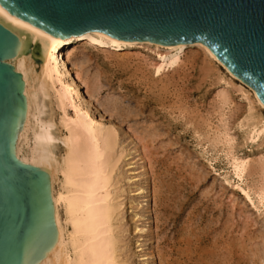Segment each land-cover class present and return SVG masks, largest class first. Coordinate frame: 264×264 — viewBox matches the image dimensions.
<instances>
[{"label":"rangeland","instance_id":"obj_1","mask_svg":"<svg viewBox=\"0 0 264 264\" xmlns=\"http://www.w3.org/2000/svg\"><path fill=\"white\" fill-rule=\"evenodd\" d=\"M202 52L190 47L161 72L155 70L160 51L146 45L105 52L82 44L72 55V65L83 71L84 104L116 134L115 149L121 154L117 194L126 225L121 235L127 239L122 254L129 264H264V221L237 187L260 184V172L256 169L238 181L215 142L227 118L237 154L251 162L264 158V136L246 140L240 127L252 114L264 116V110L252 102L248 87ZM222 93L230 98L226 104ZM53 108L64 139L62 113Z\"/></svg>","mask_w":264,"mask_h":264},{"label":"bare ground","instance_id":"obj_2","mask_svg":"<svg viewBox=\"0 0 264 264\" xmlns=\"http://www.w3.org/2000/svg\"><path fill=\"white\" fill-rule=\"evenodd\" d=\"M0 21L11 28L21 39V46L16 57L10 60V63L23 76L27 101L26 116L23 129L15 144V153L22 162L47 172L51 184L54 223L58 232V241L39 264H129L130 262L122 254L125 244L124 237L122 239L121 235L123 231L121 226L126 225L122 224L120 213V210L122 211L120 201L122 200L117 194L119 180L116 177L121 154L115 149L117 146L115 132L113 133L111 128H107L111 126L106 127L96 121L91 114L90 107H87L90 105L84 104V92L81 89L83 83L81 73L83 71H79V67L76 66V69L71 63L72 55L78 46L84 44L92 49L105 52L109 50L123 51L145 45L153 47L160 51L157 54L158 59L155 66L157 72H161L167 65L178 61L186 49L197 47L204 52L205 57L209 60H214L224 67L230 77L239 80L248 87L254 97L252 102L264 110V105L256 92L232 74L212 50L202 42L122 41L96 31L63 39L38 28L1 5ZM75 55L77 56V54ZM204 70L206 69L204 68ZM241 90L249 99L248 91L243 88ZM220 97L225 104L230 99H226L223 93ZM54 105L62 113L60 114L62 115L61 125L66 130L64 139L61 138V132L56 129ZM226 119L223 118V128L215 138V142L223 149L229 173L235 176L238 181H244L246 175L256 169L259 170L260 184L237 185V187L258 210L264 221V158L251 162L250 158L244 159L237 154L238 146L236 147L235 134L231 132L233 130L229 128ZM240 127L244 128L246 140L256 141L264 136V116L252 114L248 120L240 124ZM59 140L64 144L62 163H60L58 154V150L62 149H59L57 145ZM139 156L141 157V155ZM118 169L120 170V168ZM146 185L148 186V184ZM143 189L140 188L138 191L144 193ZM139 230L142 233H147L145 229ZM124 240L127 241V239ZM128 258L131 257L128 256Z\"/></svg>","mask_w":264,"mask_h":264},{"label":"water","instance_id":"obj_3","mask_svg":"<svg viewBox=\"0 0 264 264\" xmlns=\"http://www.w3.org/2000/svg\"><path fill=\"white\" fill-rule=\"evenodd\" d=\"M59 38L103 33L115 40L196 43L264 105V0H0ZM20 37L0 21V264H39L58 241L47 172L22 162L15 144L27 101L10 63Z\"/></svg>","mask_w":264,"mask_h":264}]
</instances>
